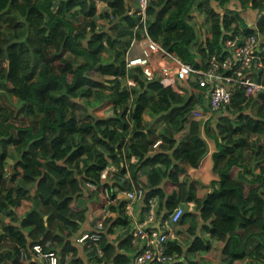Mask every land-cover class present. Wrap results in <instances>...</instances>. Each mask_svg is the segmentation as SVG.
<instances>
[{"label":"trees","instance_id":"obj_1","mask_svg":"<svg viewBox=\"0 0 264 264\" xmlns=\"http://www.w3.org/2000/svg\"><path fill=\"white\" fill-rule=\"evenodd\" d=\"M95 1L0 0V94L16 98L18 109L0 104V264H39L21 261L20 250L46 241L61 257L71 255L69 264H83L72 240L88 213L75 202L91 185L89 198L108 190L107 202L115 199V187L142 189L144 211L152 201L162 220L194 203L209 240L189 229L192 253L220 256V264H264V92L246 97L238 90L218 116L189 121L196 109L208 111L203 88L180 85L181 95L147 80L140 67H127L143 28L138 0L133 9L130 0H107L110 12L100 14ZM231 1L149 0L144 24L165 51L206 69L226 39L264 37V0H243V7L259 12L254 29L240 27L239 13L227 11ZM253 77L264 85V60ZM108 102L112 106L97 117L93 110ZM144 114L161 119L158 132L144 123ZM204 138L215 146V177L210 191L196 198L195 183L183 178L208 152ZM141 168L147 169L145 182L137 176ZM96 215L111 234L112 219L102 207ZM124 222L120 213L118 223ZM104 240L105 234L101 258L94 243L84 244L94 263L130 264ZM167 247L174 257L182 255L175 242ZM202 258L188 264H215Z\"/></svg>","mask_w":264,"mask_h":264},{"label":"built area","instance_id":"obj_2","mask_svg":"<svg viewBox=\"0 0 264 264\" xmlns=\"http://www.w3.org/2000/svg\"><path fill=\"white\" fill-rule=\"evenodd\" d=\"M95 2L97 13L110 12L107 0H96ZM148 3L149 0H138L137 3L139 14L142 16L143 28H141L140 39L133 40L131 44L126 59L127 67H140L147 80L157 79L161 85L178 93H182L179 87L181 84L192 83L203 88L208 111L203 112L202 109H196L189 116L190 120H206L216 112L220 113L230 105L234 93L238 90L243 91L246 97L264 92V85L258 83L253 77L255 71L262 69L264 60V41L261 42L258 34L226 39L222 53L212 55L207 61L206 69H194L151 40L144 24ZM129 5L133 9L132 0ZM156 145L158 143L154 147ZM127 178H129L128 175ZM144 195L142 189L125 192V199L128 202L126 209L130 211V206L142 201ZM104 197L109 199L108 190H105ZM154 208V203L151 201L146 222L152 225H155L156 219ZM166 214L167 218L159 228L137 225L132 229V242L139 248L131 264H178L174 255L168 253L167 242L173 234L174 227L183 217L184 209L178 206ZM104 231L103 222L98 221L94 225L93 232L83 233L75 242L84 245L86 241H91L96 245V256L101 258L103 252L98 247V243L102 241ZM19 258L21 261H33L39 264H60L62 258V264H69L71 255L65 254L61 257L59 250L53 249V243L46 241L43 244H33L28 249H21Z\"/></svg>","mask_w":264,"mask_h":264},{"label":"crops","instance_id":"obj_3","mask_svg":"<svg viewBox=\"0 0 264 264\" xmlns=\"http://www.w3.org/2000/svg\"><path fill=\"white\" fill-rule=\"evenodd\" d=\"M243 0H233L227 4V11L239 13L242 21L240 22V27L244 26L247 28H254L257 22V18L259 15L258 10H252L250 7H243ZM264 13V12H263ZM194 15L199 17L198 13L195 12ZM198 19V18H197ZM199 21V19H198ZM245 23V24H243ZM208 23H206L203 27H207ZM197 30L199 31V27L197 26ZM200 32V31H199ZM199 37V33H198ZM203 40V39H202ZM201 38L199 39V42ZM112 106V103H105L101 108L97 111H101L104 113L109 107ZM103 117V116H102ZM143 121L148 127L158 132L159 129L163 126L161 119L156 118L153 119L148 114L143 115ZM181 136H185L182 132ZM204 137V136H203ZM208 145V152L206 155L203 156L201 159L198 168L196 169H189L187 171V175L183 179L191 180L195 183L196 186V198H203L207 192L210 190L206 187L210 184V182L215 177L212 171V153L215 151L214 143L204 138ZM147 169L141 168L138 172V179L142 182L146 181V174L145 172ZM163 186L166 188L167 192L172 190L170 185L164 180L162 182ZM110 184H114L112 180V176L110 178ZM89 195L87 193H83V200L75 202L77 207L87 210L88 218L83 224L80 232L76 235L72 243L78 249V257L83 260V264H96L90 259V255L87 254L85 251L84 245L75 243V239H77L83 233H91L94 231V225L98 222L96 209L102 207L104 209L105 217L107 219H112L109 224L113 225L111 229V234H108L106 228L104 231L105 234V243L110 245L111 251L115 256L121 255L126 256L129 260L130 264L137 253V249L139 246H135L133 243L132 245L124 244L126 239L130 238V233L133 228L137 225H144L148 227H160L161 220L156 217L155 225L149 224L146 222L147 220V213L144 211V206L141 201L135 202L130 206V211L126 209V205L128 202L125 199V191L118 190L117 187L113 188L112 192L115 195V199L107 202L108 200L104 197V194L99 196V199L89 198L92 195V191H94V186L88 187ZM121 203H125L123 208L118 209V205ZM111 209V210H109ZM184 213H190V216H184L181 221L174 227L173 234L169 237V242H175L177 246L182 248V255L178 257H174L178 264H188L189 262H198V259L203 257L202 259H211L214 261L215 264H220V256L211 255L210 253H195L191 252V246L193 243L192 238L189 237L190 231L189 229H193L195 231V235L197 237L202 238V240H209V233L206 230V223L201 221L198 210L194 203H188L183 207ZM155 211V209H154ZM120 213L122 214V218L125 220L124 224L118 223ZM193 215V216H192ZM104 217V218H105ZM110 225V226H111ZM189 237V238H188ZM132 248V252H129V249ZM59 250V248H57ZM112 263V259L104 262ZM110 263V264H111Z\"/></svg>","mask_w":264,"mask_h":264},{"label":"rangeland","instance_id":"obj_4","mask_svg":"<svg viewBox=\"0 0 264 264\" xmlns=\"http://www.w3.org/2000/svg\"><path fill=\"white\" fill-rule=\"evenodd\" d=\"M99 23H102L101 21H99ZM200 22L199 21H197V24H199ZM243 24H245V23H243ZM199 29H200V27H199ZM199 33V32H198ZM201 38V40L203 39V34H201V37H200V35H199V39ZM15 103H16V98H10V99H8V98H6L4 95H2V94H0V104L2 105V106H4V107H6V108H8V111H13L14 113H16L17 111H18V109H17V107H15ZM81 104V103H80ZM101 106H103V105H101ZM101 106H99V107H97V108H95L94 110H93V113L97 116V117H102L103 115H104V113H102L101 111H97V110H99L100 108H101ZM200 111V110H199ZM203 112H206V111H204V110H202ZM201 112V111H200ZM219 114V112H216L215 113V115L217 116ZM17 121H22V120H20V119H18L17 118ZM201 121H204L203 119L201 120ZM161 129V128H160ZM159 129V130H160ZM12 162V161H11ZM10 162V163H11ZM235 173H236V170L234 169L233 170Z\"/></svg>","mask_w":264,"mask_h":264},{"label":"clouds","instance_id":"obj_5","mask_svg":"<svg viewBox=\"0 0 264 264\" xmlns=\"http://www.w3.org/2000/svg\"><path fill=\"white\" fill-rule=\"evenodd\" d=\"M255 27H256V25H255ZM255 27H254V28H255ZM254 28H249V29H254ZM255 34H258V33H255ZM251 35H253V34H251ZM258 35H259V34H258ZM248 36H250V35H247V36H239V37H248ZM259 36H260V40H261V42H263L264 39H261V37H263V36H261V35H259ZM263 38H264V37H263ZM207 67H208V63H207ZM257 72H258V71H255L254 74H256ZM254 74H253V75H254ZM189 84H190V83H189ZM189 84H185L184 86H188ZM191 84H192V83H191ZM181 85H183V84H181ZM195 85H196V84H195ZM162 86H163V85H162ZM163 87H164V86H163ZM179 87H180V85H179ZM165 88H167V87H165ZM180 88H181V87H180ZM181 90H182V93H179V94L183 95V94L185 93V90H184L183 88H181ZM175 92H177V91H175ZM177 93H178V92H177ZM190 115H191V114H190ZM190 115H189V116H190ZM213 116L215 117L216 115L214 114ZM213 116H212V117H213ZM217 116H218V115H217ZM209 118H211V117H209ZM209 118H208V119H209ZM188 120H189V121H192V120L189 119V117H188ZM196 120H199V119H196ZM200 120H202V119H200ZM206 120H207V119H206ZM204 121H205V120H204ZM157 143L159 144L160 141H158ZM154 146H155V145H154ZM156 146H157V145H156ZM156 217H157L158 219H160L161 222H164V220H162V217L159 218V217L157 216V214H156ZM182 218H183V217H182ZM182 218H181V219H182ZM104 219H106V218H104ZM180 221H181V220H180ZM100 222H103V221H100ZM160 224H161V223H160ZM156 228H157V227H156ZM129 236H130V238H131V233H130ZM131 241H132V239H131ZM132 243H133V242H132Z\"/></svg>","mask_w":264,"mask_h":264},{"label":"water","instance_id":"obj_6","mask_svg":"<svg viewBox=\"0 0 264 264\" xmlns=\"http://www.w3.org/2000/svg\"><path fill=\"white\" fill-rule=\"evenodd\" d=\"M261 39H264L263 37H261ZM46 219V218H45Z\"/></svg>","mask_w":264,"mask_h":264}]
</instances>
